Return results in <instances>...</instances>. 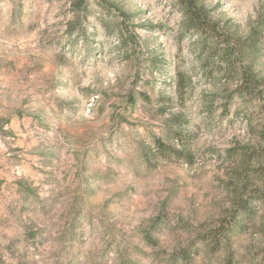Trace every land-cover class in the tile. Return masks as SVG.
<instances>
[{
    "label": "rangeland",
    "instance_id": "1",
    "mask_svg": "<svg viewBox=\"0 0 264 264\" xmlns=\"http://www.w3.org/2000/svg\"><path fill=\"white\" fill-rule=\"evenodd\" d=\"M196 2L203 33L181 0H0V264H262L264 93L201 47L264 44V0Z\"/></svg>",
    "mask_w": 264,
    "mask_h": 264
},
{
    "label": "trees",
    "instance_id": "2",
    "mask_svg": "<svg viewBox=\"0 0 264 264\" xmlns=\"http://www.w3.org/2000/svg\"><path fill=\"white\" fill-rule=\"evenodd\" d=\"M82 1L85 0H77L80 3ZM181 3L185 11V29L187 31L203 33L202 23H207L206 14L203 9L197 4L196 0H181ZM209 30L214 34L216 33L214 27H211ZM210 41V43L203 44L201 47V55L209 54V61L204 63L202 71H215L214 76H222L225 82L235 81L236 87L233 92L237 97L261 96L264 93V78L259 77L254 71L251 57H253V54L257 55L261 53L264 49V44L254 38L243 41L237 40L234 43H230L226 37L221 39L212 36ZM239 61H244L245 64L239 67L237 65ZM187 86L188 84H183L182 77L178 74L177 90L182 92ZM154 144L156 145V149L159 150V153L166 156V158H170L173 155L172 153H176V156L189 159V155L173 151L169 146L163 145L158 140L154 141ZM247 178L248 174L246 171L234 172V187L232 190L236 192L239 189V184L247 181ZM255 195V200L262 201L264 199V192L255 191ZM251 209L252 205L248 199H239L231 207L227 221L223 228H221V233L226 235L232 224L237 222L238 217L242 213H250ZM182 257L186 259V256ZM260 260L264 264V248L260 252Z\"/></svg>",
    "mask_w": 264,
    "mask_h": 264
}]
</instances>
